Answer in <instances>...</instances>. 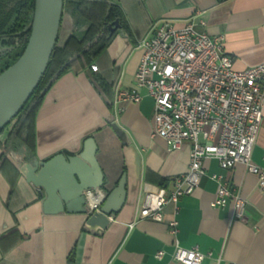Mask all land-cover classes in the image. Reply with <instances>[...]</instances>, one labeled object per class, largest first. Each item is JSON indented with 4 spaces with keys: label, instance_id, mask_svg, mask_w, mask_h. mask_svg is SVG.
<instances>
[{
    "label": "crops",
    "instance_id": "obj_1",
    "mask_svg": "<svg viewBox=\"0 0 264 264\" xmlns=\"http://www.w3.org/2000/svg\"><path fill=\"white\" fill-rule=\"evenodd\" d=\"M90 1L119 5L128 31L118 33L94 62L97 72L74 69L46 93L36 118L34 163L7 148L9 132L0 138V264H69L71 254L73 264H176L175 242L198 248L207 256L202 264H264V192L243 165L223 171L216 160H206L199 187L168 204L161 223L137 220L146 194L164 182L170 190L171 180L188 171L191 146L170 151L163 139L152 138L154 102L146 91L140 104L120 98L133 90L141 41L159 23L183 27L201 18L209 35L224 37L236 70L264 62V0ZM90 137L98 146L106 192L127 176L122 210L100 229L85 215L45 214L46 193L25 176L57 154L79 156ZM252 160L264 168V114ZM213 174L246 201L243 219L234 217L232 201L223 209L212 208L218 187ZM173 220L176 236L169 227ZM159 252H164L162 259L156 257Z\"/></svg>",
    "mask_w": 264,
    "mask_h": 264
},
{
    "label": "built area",
    "instance_id": "obj_2",
    "mask_svg": "<svg viewBox=\"0 0 264 264\" xmlns=\"http://www.w3.org/2000/svg\"><path fill=\"white\" fill-rule=\"evenodd\" d=\"M140 47L143 55L135 86L120 98L140 104L146 91L154 102L152 138L163 139L170 151H179L185 144L191 150L188 171L171 180L170 190L160 186L146 194L137 220L161 223L168 204L178 203L199 187L209 159L223 171L243 165L258 178V188L264 192V168L252 160L264 114V62L236 70L225 51L224 37L209 35L201 18L183 27L156 24ZM92 71L97 72V67L92 66ZM210 178L218 184L212 208L223 209L232 201L234 217L243 219L246 201L221 175ZM85 197L89 215L100 213L106 193L87 191ZM112 220L109 217L106 225ZM169 227L176 236L178 222L173 220ZM156 257L162 259L164 252ZM206 257L198 248L185 249L175 242L172 261L176 264H202Z\"/></svg>",
    "mask_w": 264,
    "mask_h": 264
},
{
    "label": "water",
    "instance_id": "obj_3",
    "mask_svg": "<svg viewBox=\"0 0 264 264\" xmlns=\"http://www.w3.org/2000/svg\"><path fill=\"white\" fill-rule=\"evenodd\" d=\"M64 0H35V16L28 46L22 57L0 78L18 75L9 95L0 102V133L25 106L47 69L58 41L63 18ZM108 29L113 34L121 29L115 21ZM51 85L44 90L49 91ZM98 146L94 138L84 142V149L77 157L60 153L45 161L40 169L26 172V181L44 190L45 214L85 215L87 222L98 229L106 226L107 219L122 210L127 198V176L124 174L110 193L105 190V176L97 159ZM104 191L105 200L100 213L89 215L85 192Z\"/></svg>",
    "mask_w": 264,
    "mask_h": 264
},
{
    "label": "trees",
    "instance_id": "obj_4",
    "mask_svg": "<svg viewBox=\"0 0 264 264\" xmlns=\"http://www.w3.org/2000/svg\"><path fill=\"white\" fill-rule=\"evenodd\" d=\"M65 14L72 19V31L63 43L59 34L37 88L19 114L1 132L10 128L7 148L24 154L27 164L34 163L36 158V118L46 87H52L74 69L92 70L94 62L108 49L117 34L128 31L123 10L110 1L64 0L63 18ZM34 16L35 0H0V75L24 54L31 37ZM117 20L121 29L112 34L108 27ZM100 86L105 91L108 89L103 83ZM2 158L7 161L4 155ZM167 184L164 182L160 186L166 187ZM73 262L71 254L69 264Z\"/></svg>",
    "mask_w": 264,
    "mask_h": 264
},
{
    "label": "bare ground",
    "instance_id": "obj_5",
    "mask_svg": "<svg viewBox=\"0 0 264 264\" xmlns=\"http://www.w3.org/2000/svg\"><path fill=\"white\" fill-rule=\"evenodd\" d=\"M18 75L0 78V102L4 100L13 89Z\"/></svg>",
    "mask_w": 264,
    "mask_h": 264
},
{
    "label": "rangeland",
    "instance_id": "obj_6",
    "mask_svg": "<svg viewBox=\"0 0 264 264\" xmlns=\"http://www.w3.org/2000/svg\"><path fill=\"white\" fill-rule=\"evenodd\" d=\"M72 31V19L68 14H65L63 18L62 27L60 30V42L63 43L65 39L69 36ZM10 128L6 129L3 134L0 135V138H4L6 134L9 132Z\"/></svg>",
    "mask_w": 264,
    "mask_h": 264
}]
</instances>
